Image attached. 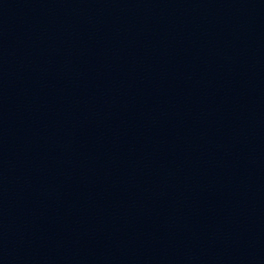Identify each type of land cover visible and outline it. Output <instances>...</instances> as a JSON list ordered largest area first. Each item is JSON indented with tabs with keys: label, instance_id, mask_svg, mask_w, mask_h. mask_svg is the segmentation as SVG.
I'll return each mask as SVG.
<instances>
[{
	"label": "water",
	"instance_id": "obj_1",
	"mask_svg": "<svg viewBox=\"0 0 264 264\" xmlns=\"http://www.w3.org/2000/svg\"><path fill=\"white\" fill-rule=\"evenodd\" d=\"M0 264H264V0H120L1 73Z\"/></svg>",
	"mask_w": 264,
	"mask_h": 264
}]
</instances>
